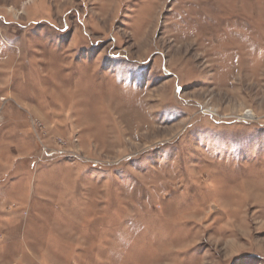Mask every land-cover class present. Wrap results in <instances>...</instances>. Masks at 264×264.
<instances>
[{
	"label": "rangeland",
	"instance_id": "1",
	"mask_svg": "<svg viewBox=\"0 0 264 264\" xmlns=\"http://www.w3.org/2000/svg\"><path fill=\"white\" fill-rule=\"evenodd\" d=\"M0 264H264V0H0Z\"/></svg>",
	"mask_w": 264,
	"mask_h": 264
},
{
	"label": "bare ground",
	"instance_id": "2",
	"mask_svg": "<svg viewBox=\"0 0 264 264\" xmlns=\"http://www.w3.org/2000/svg\"><path fill=\"white\" fill-rule=\"evenodd\" d=\"M243 119L253 121L256 119L255 115L251 112L245 113L242 115Z\"/></svg>",
	"mask_w": 264,
	"mask_h": 264
}]
</instances>
